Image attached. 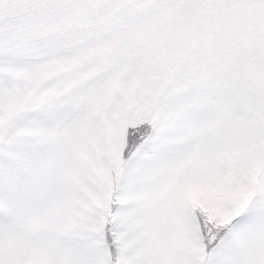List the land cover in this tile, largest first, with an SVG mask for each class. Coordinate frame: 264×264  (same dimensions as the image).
Returning a JSON list of instances; mask_svg holds the SVG:
<instances>
[{
  "label": "snow or ice",
  "instance_id": "1",
  "mask_svg": "<svg viewBox=\"0 0 264 264\" xmlns=\"http://www.w3.org/2000/svg\"><path fill=\"white\" fill-rule=\"evenodd\" d=\"M0 264H264V0H0Z\"/></svg>",
  "mask_w": 264,
  "mask_h": 264
}]
</instances>
